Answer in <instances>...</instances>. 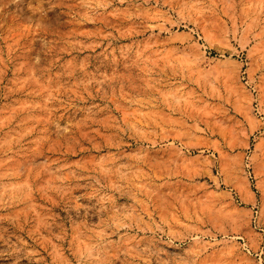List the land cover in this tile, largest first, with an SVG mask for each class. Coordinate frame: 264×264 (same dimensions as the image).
I'll use <instances>...</instances> for the list:
<instances>
[{
    "label": "clouds",
    "instance_id": "clouds-1",
    "mask_svg": "<svg viewBox=\"0 0 264 264\" xmlns=\"http://www.w3.org/2000/svg\"><path fill=\"white\" fill-rule=\"evenodd\" d=\"M0 264H264V0H0Z\"/></svg>",
    "mask_w": 264,
    "mask_h": 264
}]
</instances>
